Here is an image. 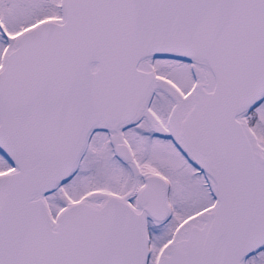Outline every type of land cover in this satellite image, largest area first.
Returning <instances> with one entry per match:
<instances>
[{
  "label": "snow or ice",
  "instance_id": "1",
  "mask_svg": "<svg viewBox=\"0 0 264 264\" xmlns=\"http://www.w3.org/2000/svg\"><path fill=\"white\" fill-rule=\"evenodd\" d=\"M0 264H264V0H0Z\"/></svg>",
  "mask_w": 264,
  "mask_h": 264
}]
</instances>
